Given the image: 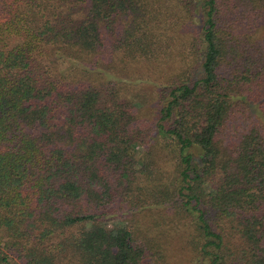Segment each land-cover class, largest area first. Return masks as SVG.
Instances as JSON below:
<instances>
[{"label":"trees","instance_id":"1","mask_svg":"<svg viewBox=\"0 0 264 264\" xmlns=\"http://www.w3.org/2000/svg\"><path fill=\"white\" fill-rule=\"evenodd\" d=\"M181 30L199 75L161 90L150 138L114 70ZM192 249L264 264V0H0V264H167Z\"/></svg>","mask_w":264,"mask_h":264},{"label":"rangeland","instance_id":"2","mask_svg":"<svg viewBox=\"0 0 264 264\" xmlns=\"http://www.w3.org/2000/svg\"><path fill=\"white\" fill-rule=\"evenodd\" d=\"M196 33L197 30L191 33L190 37H195ZM185 35L184 31L181 30L175 35L176 37L174 39L166 37L161 40L156 50L157 55L153 60H144L141 58L138 60L139 62L132 63L126 68H121L117 64L114 70L122 78V84L117 88L119 96L134 103L132 109L136 120V115L139 117L137 120V129L143 132L144 135H149L150 138L157 134V126L166 124L165 122L157 121L159 116L158 112L167 101L166 98L164 99L161 90L172 85H178L186 78L194 80L199 75V63L201 62L202 50L197 45L190 49L186 44L188 39L184 37ZM181 59H183L182 63ZM181 69L186 70L187 73L179 76L180 72H183H179ZM139 146L135 145L131 150V154L135 160L143 162L145 151L140 149ZM163 151L168 152L166 148ZM171 166L166 167L168 172L171 170ZM176 178H170L168 180V186L171 189L178 184ZM118 210L121 209L117 205V199L106 207L107 212L113 213L118 212ZM159 210V208H151L149 210L150 213L145 218L144 226L147 228L150 227V224L160 217ZM188 223H190V219L184 220L182 225L187 226ZM160 230L164 229L161 228ZM189 251L168 258L167 264H207L206 259L195 255L193 249Z\"/></svg>","mask_w":264,"mask_h":264}]
</instances>
